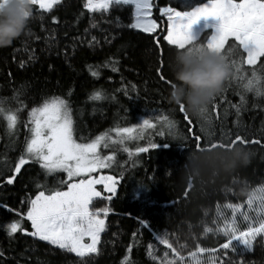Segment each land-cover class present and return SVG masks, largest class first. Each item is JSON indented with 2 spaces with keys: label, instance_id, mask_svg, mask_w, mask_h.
Wrapping results in <instances>:
<instances>
[{
  "label": "trees",
  "instance_id": "16d2710c",
  "mask_svg": "<svg viewBox=\"0 0 264 264\" xmlns=\"http://www.w3.org/2000/svg\"><path fill=\"white\" fill-rule=\"evenodd\" d=\"M207 2L152 0L151 18L157 21L154 33L128 27L133 20L131 5H110L106 12L91 13L83 7L85 0H61L47 12L33 6L25 33L11 45L0 47V101L6 108L20 109L12 135L0 118V264H181L172 249L157 239L165 234L184 260L199 244L217 249L203 254H212L218 264H264L262 237L256 239L251 251L244 252L242 262L239 255L229 251L224 256L225 250L218 248L224 239L218 230L220 213L233 208L230 205L244 207L249 195L259 187L264 189V95L244 87L252 69L264 75V57L256 65L243 64L245 54L238 42L234 44L233 38L226 42L225 49L234 48V58L244 72L228 80L200 116H193L185 107L193 132L202 137V151L195 148L194 139H183L190 135L185 114L169 101L171 87L157 73L162 67L163 74L173 80L170 61L177 50L160 39L166 34L167 17L159 9L191 11ZM212 34L206 29L196 40L206 42ZM94 92L99 98H90ZM241 95L245 102L237 117L232 105L241 103ZM52 96L68 101L76 138L83 137V142L100 138L101 153L114 157V166L107 172L119 179L112 199L99 198L92 204L93 210L109 211L98 253L84 258L28 235L32 229L26 217L21 219L26 232L9 236L6 229L12 219H20L9 209L23 214L24 202L38 191L37 183L67 189V183L59 184V180L67 181L66 173L45 176L32 161L14 174L12 184L6 180L13 174L26 135H30L28 113ZM18 101H23L22 108ZM159 114L175 121L174 126L170 129L154 120L153 128L134 130L131 137L113 131ZM159 131L164 135H157ZM236 135L249 141H237L234 146L247 152V162L232 163L225 158L229 149L210 147L212 143H230ZM255 140L260 143L252 142ZM149 141L159 146L135 151ZM140 218L147 223H140ZM205 228L212 230L205 232Z\"/></svg>",
  "mask_w": 264,
  "mask_h": 264
},
{
  "label": "snow or ice",
  "instance_id": "6c2138e0",
  "mask_svg": "<svg viewBox=\"0 0 264 264\" xmlns=\"http://www.w3.org/2000/svg\"><path fill=\"white\" fill-rule=\"evenodd\" d=\"M59 2L60 0H31V18L33 17V6H38L40 10L47 12ZM110 5H131L134 7L133 20L128 24L129 28L140 29L145 33H154L156 31L157 21L151 18L152 4L150 0H85L83 7L90 13L101 9L106 12ZM159 11L167 16L166 34L160 39L176 49H184L196 42L209 49L227 53L233 68V75L229 80L236 79L237 74L244 72L240 61L234 58V48L225 49L226 42L230 38H233L234 44L238 42L239 49L245 54L243 56V64L256 65L258 59L264 57V0H238V2L237 0H209L207 4L196 6L191 11H178L175 7L160 8ZM209 17L215 18L219 23L215 26L214 34L207 37L206 42H200L193 37L192 26L201 18L207 19ZM52 19L55 20V17ZM160 63L163 65L162 58ZM21 66H23V61ZM261 68H264V65H261ZM116 70V68H113V71ZM157 73L161 81L172 87L173 81L163 74L162 67L157 68ZM93 75H97V73L93 72ZM241 79H244L243 75H241ZM244 87L247 91H255L258 96L264 95V75H258L257 69H252V77L247 79ZM132 88L135 90V85H132ZM124 94L128 96L126 91ZM99 95L98 92H94L90 98H99ZM244 102L245 98L241 95V103L232 105L237 110V117H239ZM18 103L20 108H22L23 101H18ZM178 105L179 111L185 114L184 119L189 125L187 133L190 135L183 136V139H194L196 142L195 148L198 151L204 150L200 143L202 137L199 133L193 132L191 126L193 121L188 118L184 104ZM19 110V108L15 110L10 107L6 108L3 106V102L0 101V118L6 122L5 128L9 135H12L16 128ZM212 110H215V106H213ZM205 111L206 109L203 110L202 114ZM28 116L32 125L29 129L30 135H26L21 154L12 168L13 174L6 177L7 183L12 184L15 179L14 174L20 173L21 167L28 164L29 161L39 164L45 176L57 171H63L66 173L67 181L72 182L59 180L60 185L67 183L66 191L57 187L45 188L40 183H37L38 191L34 194V197H28L24 202L26 211L23 214L15 209H9V211H15L20 219H12L10 223L6 224L8 235L11 236L18 231L26 232V229L21 224V219L26 217L32 229L31 232L27 233L28 235L47 241L50 245H55L60 250L74 253L78 258H84L91 253H98L97 244L105 225V220L101 218L100 213L107 215L109 209L96 208L94 211L90 210L89 204L93 197L101 195L94 186L104 183L107 191L113 194L116 191L112 176H99L98 178L88 176L84 178L85 174L109 166L105 163L106 158H102L97 152L100 138L98 137L91 142H77L74 139L71 108L68 101L59 96L44 99L41 106L31 108ZM154 120L167 124L170 129L175 124V121L170 120L168 116L159 114L143 119L140 124L115 128L113 131L121 134L122 137L125 134L131 137L134 130L143 131L144 129L153 128L155 126ZM156 134L164 135V132L159 131ZM171 134L169 132V135ZM80 139L83 140V137ZM237 141L241 144L249 143L248 140L243 139L240 135H236L235 139L230 143H212L210 147H221L230 150ZM252 142L260 143L259 140ZM158 146V143L149 141L146 146L137 147L135 151L142 153L150 148L156 149ZM74 177L81 178L73 181L72 178ZM107 199H111V196L107 197ZM246 203L249 208H252L257 203V200H254L253 196L249 195ZM5 207L7 206L5 205ZM230 207L241 208L242 205L235 204L230 205ZM256 211L259 215L255 218L250 217L246 211L240 213L243 219L248 222L243 229L238 226L235 220L219 227L218 230L224 239L222 243L218 244V248L225 250L224 256H227L228 252L231 251L239 255L242 262L244 252L251 251L253 240L258 234L264 233V197L258 198ZM140 223L146 224L147 222L140 218ZM211 230L205 228V232ZM85 237L88 238V242H85ZM157 239H159L161 244L172 249L181 264H185L184 257L169 243L166 234L158 236ZM215 251L217 249H206L197 244L195 251L188 252V256L195 259L200 253ZM2 255L3 253H0V256ZM80 264H83V262H80ZM168 264H173V261H168ZM196 264H200V261L196 260Z\"/></svg>",
  "mask_w": 264,
  "mask_h": 264
},
{
  "label": "clouds",
  "instance_id": "9594fccd",
  "mask_svg": "<svg viewBox=\"0 0 264 264\" xmlns=\"http://www.w3.org/2000/svg\"><path fill=\"white\" fill-rule=\"evenodd\" d=\"M32 15L31 0H0V47L9 46L25 33ZM173 85L169 101L184 104L193 116H200L232 77L228 54L193 42L177 49L170 61ZM232 163L247 162L243 148L233 147L225 157Z\"/></svg>",
  "mask_w": 264,
  "mask_h": 264
},
{
  "label": "rangeland",
  "instance_id": "374dc122",
  "mask_svg": "<svg viewBox=\"0 0 264 264\" xmlns=\"http://www.w3.org/2000/svg\"><path fill=\"white\" fill-rule=\"evenodd\" d=\"M151 1L152 0H150V3H151ZM133 9H134V7H133ZM151 11H152V9H151ZM218 23H219V21L216 20L215 18H212V17H209L207 19L201 18L195 25L192 26V35H193V37L196 39L206 29H211L213 31V34H214L215 26L218 25ZM73 128H74V125H73ZM73 137H74V139L77 140V142H83L82 140L80 141V138H76L75 131L73 132ZM100 149H101V146L99 147V144H98L97 152L102 158H106L105 159V163L108 164L109 166L108 167H104V168H99V169L93 171L92 173L85 174L84 178H87L88 176L97 177V178L99 176H112L114 178V182H115V188H116L115 194H116L119 179H117L115 177V175H113L112 173L107 172L110 168H112L114 166V164H113V158L114 157H113V155L102 154ZM72 180L73 181L77 180V177L72 178ZM94 187L96 188L97 191H99L101 193V195L99 197H93L92 201L89 204L90 210H93L92 209V204H93V202L95 200H97L99 198H104V197L107 198L109 196H111V199H112L115 196V194H113V193H111V192H109V191H107L105 189L104 183L96 184ZM66 190L67 189H65V191ZM252 196H253L254 200H257V203H255L252 208H249V206L246 203L245 206L242 207V208H226L224 210V212L220 213V216H219L220 226H223L224 224H226L229 221L235 220L236 223L238 224V226L241 229L245 228L247 226L248 222L245 221L243 219V217L240 215V213L243 212V211H246L247 214L250 217H253V218L257 217L259 215V213L256 211V208H258V198L264 197V189L261 188V187L257 188L253 192ZM100 216H101V218H103L105 220V225H104L103 231L100 233V239H99V242L97 244L98 250H99V246H100V243H101L102 235H103V233L105 232V229H106L105 214L104 213H100ZM26 233H29V232H26ZM260 237H262L264 239V233L258 234L257 237L253 240L252 245L256 241V239L260 238ZM45 242H47V241H45ZM85 242H88V238L87 237H85ZM53 246H55V245H53ZM55 247H57V246H55ZM91 254H96V253H91ZM88 255H90V254H88ZM196 260H199L200 264H218L216 258L212 254L204 255L203 253L198 254L195 259L188 257L187 259L184 260V262H185V264H196ZM180 263H181V261H180Z\"/></svg>",
  "mask_w": 264,
  "mask_h": 264
}]
</instances>
